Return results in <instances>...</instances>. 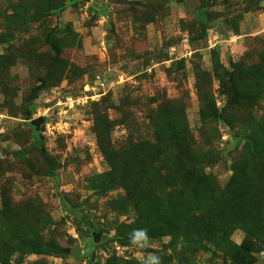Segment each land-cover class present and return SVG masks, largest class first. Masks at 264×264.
<instances>
[{"label": "rangeland", "instance_id": "1", "mask_svg": "<svg viewBox=\"0 0 264 264\" xmlns=\"http://www.w3.org/2000/svg\"><path fill=\"white\" fill-rule=\"evenodd\" d=\"M154 255L264 264V0H0V264Z\"/></svg>", "mask_w": 264, "mask_h": 264}, {"label": "clouds", "instance_id": "2", "mask_svg": "<svg viewBox=\"0 0 264 264\" xmlns=\"http://www.w3.org/2000/svg\"><path fill=\"white\" fill-rule=\"evenodd\" d=\"M137 234L140 237H142L145 241H147V235H146V232L144 230H140ZM152 260H153V264H160V257L159 256L154 255L152 257Z\"/></svg>", "mask_w": 264, "mask_h": 264}, {"label": "water", "instance_id": "3", "mask_svg": "<svg viewBox=\"0 0 264 264\" xmlns=\"http://www.w3.org/2000/svg\"><path fill=\"white\" fill-rule=\"evenodd\" d=\"M42 121V120H41ZM41 121L40 120H35V121H33V126L36 128V129H39V126H40V123H41Z\"/></svg>", "mask_w": 264, "mask_h": 264}, {"label": "trees", "instance_id": "4", "mask_svg": "<svg viewBox=\"0 0 264 264\" xmlns=\"http://www.w3.org/2000/svg\"><path fill=\"white\" fill-rule=\"evenodd\" d=\"M32 113V112H31Z\"/></svg>", "mask_w": 264, "mask_h": 264}]
</instances>
